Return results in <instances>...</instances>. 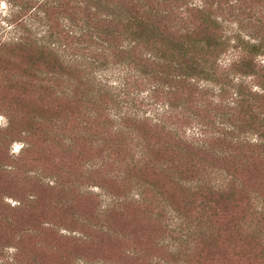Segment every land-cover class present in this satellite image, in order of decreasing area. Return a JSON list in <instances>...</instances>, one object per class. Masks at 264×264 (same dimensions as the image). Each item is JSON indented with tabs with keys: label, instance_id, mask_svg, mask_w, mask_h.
Returning <instances> with one entry per match:
<instances>
[{
	"label": "trees",
	"instance_id": "1",
	"mask_svg": "<svg viewBox=\"0 0 264 264\" xmlns=\"http://www.w3.org/2000/svg\"><path fill=\"white\" fill-rule=\"evenodd\" d=\"M6 1L16 12L8 23L14 32L0 39V55L21 66L13 74L14 88L45 95L44 111L51 113L54 125H72L78 133L55 136L63 144L82 139L98 147L100 158L89 169L101 171L120 188L116 195L98 184V214L126 217L128 210H140L152 231L160 232L151 239L158 254L148 259L150 264H217L213 250L222 242L233 244L230 218L218 227L205 225L204 214L193 217L188 210L196 194L207 193L238 208L243 204L248 224L264 217L257 194L246 193L243 202L245 189L233 168L234 161L240 166L244 157L242 142L249 134L244 123L256 134L249 140L252 146L264 150V64L255 61L264 47L245 40L239 30L232 36L225 33L226 19L214 9L220 8V1ZM230 48L238 56L223 64L221 57ZM113 68L128 84L159 94V102L146 104L158 109H136L129 103L130 94L128 99L113 86L104 87L98 76ZM235 75L240 80L235 81ZM240 77H248L251 86ZM204 195L198 200L202 207ZM39 202L36 196L32 205L23 200L4 204L1 264H23L20 246L4 234L12 228L17 236L35 237L46 252L34 263L70 264L66 260L71 261L73 248L82 250L88 243L87 230L74 229L79 220L73 205L49 209L62 210L61 220L66 214L75 219L62 226ZM95 228L108 236L117 232L104 224ZM73 262L126 264L106 258L90 262L76 254Z\"/></svg>",
	"mask_w": 264,
	"mask_h": 264
},
{
	"label": "rangeland",
	"instance_id": "2",
	"mask_svg": "<svg viewBox=\"0 0 264 264\" xmlns=\"http://www.w3.org/2000/svg\"><path fill=\"white\" fill-rule=\"evenodd\" d=\"M179 1L198 4L201 0ZM209 1H220V8H214L216 6L213 8L217 10V14L226 19L224 29L227 35L232 36L236 30H239L245 40L258 42L264 47V0ZM15 13L6 0H0V39L13 34L14 31L8 23L14 19ZM236 56H238L237 50L230 48L222 55L221 62L230 63ZM255 61L263 65L264 54L256 56ZM3 66L6 67V71L2 70ZM20 67V65L15 67L14 64L7 63L5 59L1 60L0 55V214L4 204L8 203L7 205L12 206L19 200H23L32 205V199L37 196L40 198L41 207L48 211V217L64 226L75 219L66 214L65 221L61 220L62 210L55 209L54 212L49 213V209L56 205H73L72 211H77L79 220V223H73L74 229L87 230L88 243L82 250H80L81 247L73 248L76 252L69 254L71 261L66 260V263L74 264L76 254L90 259V262L97 258H106L108 261H124L126 264H150L148 259L158 254V251L151 246V239L154 235L159 236L160 232L152 231L151 225L147 224L138 209L128 210L126 217L98 214L97 209L101 201L98 196L100 193L98 184L106 187L112 194L117 195L120 192V188L112 179L103 177V174H100L101 171L89 169L91 162L100 158L99 148H92L82 139H77L73 145L61 143L59 135L55 136V133L60 132L71 138L78 136V133L72 125L59 126L60 128L54 125L51 113L48 110L44 111L43 101H47L48 98L45 95L42 96L41 92L34 89L24 92L21 88L18 90L14 88L16 79H13V74L18 73ZM235 77V81L240 80L238 75ZM98 79L106 85L104 87L113 86L117 93H125L128 99L130 94L132 99L129 103L132 107L139 110L146 109L148 112L153 108V111H156L157 105L148 107L146 104L149 101L159 102L161 96L144 90L142 86L128 84L125 75L117 69L102 72ZM241 79L251 86L252 83L248 77ZM5 111L10 113L11 118L6 116ZM37 115L43 117L42 121L40 118L36 119ZM246 124L243 125L249 134L243 138L242 142L244 162L242 161L239 166L234 161L233 168L245 189V194H242L243 202L246 203V193H252L257 194L264 205V150L261 147L252 146L251 141L256 138V134L249 130L251 125ZM193 131L190 129L189 133ZM109 169L113 168L108 167L106 170ZM204 194L202 195L206 200L205 207L199 206L202 195L196 194V201H193L188 212L193 217L204 214V220H208L205 225L213 223L216 227L230 218V226L234 233L231 246L226 241L213 250L215 262L217 264L226 261L227 264H264V217L260 220L254 219L251 224H248L249 222L245 219L248 211L243 210V204L238 208L232 201ZM182 211L185 212L186 207H183ZM8 214L13 213L9 211ZM92 224H96L95 227L109 225L117 232L108 236L91 226ZM57 228L60 229V226ZM62 230L65 232L64 229ZM1 234L3 230L0 224V243ZM4 234L14 245L18 243L20 246L23 264H41V262L33 261L34 259L43 260L46 252L36 245L35 237L17 236L14 228L10 231L5 230ZM244 244L246 247L243 246ZM248 246L251 248H247ZM204 254L207 256L208 252ZM54 263L62 264V261L57 260Z\"/></svg>",
	"mask_w": 264,
	"mask_h": 264
}]
</instances>
